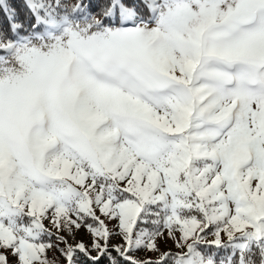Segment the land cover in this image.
Segmentation results:
<instances>
[{
  "label": "snow or ice",
  "instance_id": "1",
  "mask_svg": "<svg viewBox=\"0 0 264 264\" xmlns=\"http://www.w3.org/2000/svg\"><path fill=\"white\" fill-rule=\"evenodd\" d=\"M0 264H264V0H0Z\"/></svg>",
  "mask_w": 264,
  "mask_h": 264
}]
</instances>
